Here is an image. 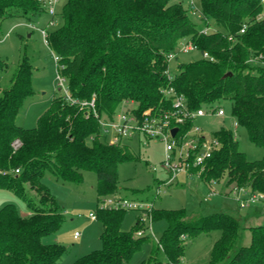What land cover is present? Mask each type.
I'll list each match as a JSON object with an SVG mask.
<instances>
[{"label":"trees","instance_id":"1","mask_svg":"<svg viewBox=\"0 0 264 264\" xmlns=\"http://www.w3.org/2000/svg\"><path fill=\"white\" fill-rule=\"evenodd\" d=\"M198 1L193 16L194 6L175 0H66L62 24L47 30L48 45L60 58L57 69L74 98L96 97L99 116L112 118L126 99L136 102L139 113L173 110L172 98L164 92L171 87L185 97L190 113L230 102L239 126L264 150V0ZM44 5L42 0H0V28L5 18L33 15ZM207 26L214 30L202 31ZM181 40L193 41L201 56L180 63L170 78L168 55ZM2 66H8L5 60H0ZM34 73L24 55L10 86H0V190L20 196L28 210L23 215L13 203L0 209V264H58L66 250L44 240L65 220L64 208L43 180L46 171L74 182L82 181L84 171H94L98 194L104 196L119 187V164L135 158L127 145L102 135L98 117L86 115L85 108L62 94L54 96L34 127L18 125L23 102L35 93ZM194 122L186 117L178 124L179 134L188 133ZM213 136L220 144L204 162L205 182L224 179L226 193L242 187L264 193V156L249 160L225 126ZM125 212L99 207L103 245L72 264H123L144 243L151 244V251L140 264H182L186 241L213 231L220 234L207 264H264V223L249 227L251 240L244 245L241 229L246 227L238 216L214 212L190 221L183 209L153 208L152 220H167L155 240L146 232L135 235L143 227L140 216L131 230L122 229Z\"/></svg>","mask_w":264,"mask_h":264},{"label":"rangeland","instance_id":"2","mask_svg":"<svg viewBox=\"0 0 264 264\" xmlns=\"http://www.w3.org/2000/svg\"><path fill=\"white\" fill-rule=\"evenodd\" d=\"M175 1H182L185 4L191 2V0ZM194 1L199 8V1ZM65 2L66 0L56 2L54 16L49 13V7L44 5L36 14L29 16L16 14L5 18L2 22L0 60H5L8 66L0 68V86H10L11 76L24 55L28 56L35 68L33 77L35 93L26 98L16 118L17 124L22 127H34L39 117L50 107L54 96L62 94V89L57 84L58 69L55 52L45 43L41 30L46 29L50 32L62 24L61 11ZM52 17L54 20L50 22ZM199 25L203 24L199 22ZM200 56L201 53L197 50L180 52L170 61L169 69L175 74L180 63L194 61ZM131 106H136V102L126 99L118 106L116 115ZM221 106L225 110V116L209 114L196 118L193 128L186 134L187 140L201 134L212 138L213 131L225 126L234 132L239 148L247 154L249 160L263 158V148L250 140L247 130L242 126L235 128L230 102L224 101ZM196 127L199 129H195ZM101 132L109 142L114 140L113 133L105 132L103 128ZM117 141L127 145L135 158L124 160L119 164V187L113 194L99 196L98 179L94 171H84L80 182L57 180L50 171L45 173L44 182L65 211L63 225L55 233L44 238L46 242H58L65 246L66 250L58 264H72L77 258L102 247L103 223L99 218L91 219L90 213L98 216L99 207H104L105 202L111 199L128 198L136 202H148L157 209H183L190 221L214 212L233 214L238 216L241 224L246 227L241 229L240 243L244 245L249 244L251 240L249 227L264 223V215L257 219L250 218L252 217L250 214L257 210L256 207L264 206L263 203L239 206L236 194L225 192L228 190L224 186V179L209 184L203 177L198 176L200 170L196 167L192 168L193 174L181 172L172 184L160 182L168 178V173L163 167L165 145L162 140L147 139L137 133L131 137H119ZM158 188L159 192H157ZM8 203L15 204L21 214L28 213L27 205L20 196L10 190H0V209ZM139 216H141L139 209H127L122 229L131 230ZM140 222L143 227L138 230H145V234L155 240L161 238L167 227V220L164 218L148 219L145 224ZM75 232H79L80 237L76 238ZM136 232L137 230L135 234ZM219 234V231L203 232L197 237L188 239L182 264H207L212 245ZM150 251L151 244L144 243L133 257L123 264H140L148 259ZM164 258L165 255L162 254V259Z\"/></svg>","mask_w":264,"mask_h":264},{"label":"built area","instance_id":"3","mask_svg":"<svg viewBox=\"0 0 264 264\" xmlns=\"http://www.w3.org/2000/svg\"><path fill=\"white\" fill-rule=\"evenodd\" d=\"M44 4L49 7V13L55 15L54 5L58 0H42ZM190 4L194 6L192 8L193 14H196L197 8H195L196 3L191 0ZM214 30L213 27H204L202 31ZM42 34L44 36L45 43L47 41V30L42 29ZM244 31V28L242 29ZM197 50L196 44L191 40H181L175 51L168 55V60L176 58L180 52H189ZM205 57H209L207 53L204 54ZM213 59V57H210ZM59 56L55 54V61L57 65L59 64ZM167 75L171 78L173 73L170 69L166 71ZM58 86L62 89V95L71 104H78L81 108H85V114L90 115L93 113L96 117L100 119L101 127L105 132H111L114 134V140L110 142H116L119 137H131L135 134L143 135L147 139H160L165 145V158L163 161V167L168 173V178L163 180L164 184H172L181 172L188 174L192 173L193 167L200 166V173L198 176L202 175L204 169L205 160L210 157L212 151L219 147V141L214 136L212 138L206 135L192 136L191 139L186 138V134L181 135L179 130V125L182 123L186 117L191 116L196 119L198 117H203L206 115H216L225 116V110L222 106L211 107L209 109L200 108L195 112L190 113L186 99L183 95L176 93L174 88L165 90V94L172 98L173 110H165L159 114H156L151 109H147L143 112H137V106H131L127 108L123 113L108 117L107 115L99 116L98 111L95 107L96 97L93 96L90 100H79L74 98L68 88L66 77L62 72L58 70L57 75ZM234 126L237 129L239 124L237 120L234 121ZM178 127V131L175 135L172 134V129ZM195 129H199L196 127ZM194 130V129H193ZM119 142V141H117ZM15 145H20L19 140L15 141ZM193 157V162L190 161ZM18 171V170H17ZM159 192V188L157 189ZM237 196V201L240 206L246 207L257 202H264V193L262 192H252L249 188H235L233 191ZM104 208H116V209H131L136 208L141 212L140 221L145 222L150 219L152 220L151 209L153 205L148 202H136L134 200H128L125 198L111 199L105 202ZM90 217L93 220L97 219V216L90 213ZM145 233V230H137V236H141ZM79 232L76 236H79Z\"/></svg>","mask_w":264,"mask_h":264},{"label":"crops","instance_id":"4","mask_svg":"<svg viewBox=\"0 0 264 264\" xmlns=\"http://www.w3.org/2000/svg\"><path fill=\"white\" fill-rule=\"evenodd\" d=\"M160 182H163V180H161ZM125 199H128V198H125ZM128 200H132V199H128ZM256 211L255 212H253V213H251L250 215H252V217H250V218H254V219H257V218H259V217H261L262 215H264V206L263 207H261V208H259V207H256ZM28 214V213H27ZM262 221V220H261ZM76 233L77 232H75V237L77 238V237H80V235L81 234H79V236H76Z\"/></svg>","mask_w":264,"mask_h":264},{"label":"water","instance_id":"5","mask_svg":"<svg viewBox=\"0 0 264 264\" xmlns=\"http://www.w3.org/2000/svg\"><path fill=\"white\" fill-rule=\"evenodd\" d=\"M177 131H178V127L173 128L172 129V134L175 135L177 133Z\"/></svg>","mask_w":264,"mask_h":264}]
</instances>
